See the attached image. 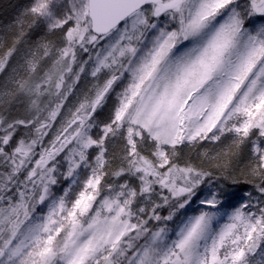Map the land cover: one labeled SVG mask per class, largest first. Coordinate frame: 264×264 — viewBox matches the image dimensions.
<instances>
[{
  "label": "snow or ice",
  "instance_id": "obj_1",
  "mask_svg": "<svg viewBox=\"0 0 264 264\" xmlns=\"http://www.w3.org/2000/svg\"><path fill=\"white\" fill-rule=\"evenodd\" d=\"M36 28L62 46L37 38L7 71ZM10 31L0 264H264V0H34ZM82 76L95 83L62 112ZM222 138L220 153L179 162ZM201 185L207 208L169 230Z\"/></svg>",
  "mask_w": 264,
  "mask_h": 264
},
{
  "label": "rangeland",
  "instance_id": "obj_2",
  "mask_svg": "<svg viewBox=\"0 0 264 264\" xmlns=\"http://www.w3.org/2000/svg\"><path fill=\"white\" fill-rule=\"evenodd\" d=\"M33 2H34V0H31L30 3H29V6H31ZM57 2L58 3L64 2V0H57ZM47 35L50 37V41L51 42L52 41H55V43H53V44H55L57 46H62L60 44L61 37H60L59 32H57L55 34L47 33ZM92 56L94 58V56H95V53L94 52L92 53ZM82 59L87 60L88 59V54L87 53L82 54ZM23 62H24L23 58H19V60H14L12 62V64H9V69L7 71H10L12 67H18V65L19 64H22ZM50 66H51V61L45 59L44 61L41 62V72L42 71H46ZM89 67H90V65H89ZM5 80H6V75L3 74V73H0V87L3 86ZM93 83H95V81H93L90 76L87 78V80H85L83 78V76H82L81 80L73 88L72 94H70L69 97H68V99H67V101H65L66 108L65 109H62V112H65L67 110V107H72V106L76 105L78 103V100L83 98L84 92L87 89L91 88V86H92ZM116 90L117 91L120 90L119 85L116 86ZM115 99H116V97H115L114 94H112V95L109 96V99L107 101V105L105 106V108L103 109V111L101 113V118H104V117H106L108 115V111L114 105ZM17 113H18V115H20V116L23 117L25 115L24 108L17 106L12 111L11 114H12V116H15L14 114L17 115ZM58 126H59L58 124L54 125V127H58ZM50 135H51V133H50ZM209 135H211V134H209ZM230 142H231L230 140H225L223 138H222V142L221 141L212 142L210 140H204V141H201L200 142V145L199 146H196V147L189 146L187 148H183V151L193 152V150H195V148H197V149H205V148H207V153L209 155H215L218 152L226 149L227 146H228V144H230ZM111 146H113V145H111ZM204 152L205 151H203L202 153H204ZM192 157L197 158L196 163H199L200 162V154H195L193 152L192 153ZM180 162H182V161L180 160ZM183 163H185V162H182V164ZM66 170H67V163L66 162H63V167L60 168V171L61 172H66ZM85 171H87V170H85ZM236 174L239 175V172H237ZM83 178H84V172L81 173V179H83ZM67 186H68L67 183L64 182L61 185L54 186L53 190L57 194H60V189L61 188H66ZM209 187H211V186L210 185H201L200 189H198V191H197V197H198V199L196 197H194L193 202L189 206H186L185 209H180L176 213V215L173 217V220L167 222V227H168L169 230H171V229H173V228L176 227V224L179 222L180 217L185 213V211H187V214L188 215H196V214H199V210L200 209L207 208V206H205V205H200L198 203V200L199 199H204L205 196H207L209 194L208 193V188ZM248 188L250 190L251 189V186H248ZM224 211H227V212L230 213L231 211H233V208H227V209L221 208V212H224ZM46 212H47V209L45 208L43 214H46ZM168 212H169V209L166 210V209L163 208V209L160 210V215L161 216H167L168 215ZM37 214L39 215L41 213H37ZM226 221H227V217L224 216L222 219H220L219 223L222 224V223H225ZM156 223L157 222L152 221V222H150V225L149 226L152 227ZM159 226L160 227H163L164 225L163 224H159ZM153 230H155V229H153ZM169 235L171 236L172 233L170 232ZM140 243H143V240H141Z\"/></svg>",
  "mask_w": 264,
  "mask_h": 264
},
{
  "label": "trees",
  "instance_id": "obj_3",
  "mask_svg": "<svg viewBox=\"0 0 264 264\" xmlns=\"http://www.w3.org/2000/svg\"><path fill=\"white\" fill-rule=\"evenodd\" d=\"M31 0H0V37H5L6 42L10 44L11 38H12V32L10 31V26L14 23L15 18L18 14L23 13L26 11V9L29 6ZM7 32L6 36L5 33ZM46 39L50 41V37L47 35L45 29L42 28H36L33 29L29 33V37L26 38L28 40V43H21L18 45L19 51L14 54V56L11 58L9 64H12L14 60H19V58L25 57L27 53V49L29 47L35 46L36 39ZM52 43H55V41H52ZM5 49H0V52L4 51ZM16 117H22L20 115L14 114ZM113 147H118L116 145L110 146V149ZM203 151L207 152V148L205 149H197L193 150L195 154H201ZM189 151H182L181 153V161L187 162L191 161L193 163H196L197 158L192 157V153ZM221 152V151H220ZM218 152V153H220ZM216 155V154H215ZM180 162V161H179ZM182 162H180L182 164ZM164 209H168L165 207Z\"/></svg>",
  "mask_w": 264,
  "mask_h": 264
}]
</instances>
